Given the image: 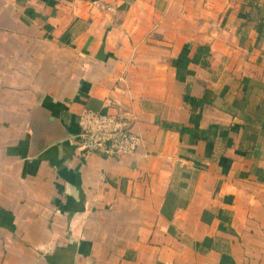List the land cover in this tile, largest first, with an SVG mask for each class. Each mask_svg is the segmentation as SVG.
<instances>
[{
    "label": "crops",
    "instance_id": "obj_1",
    "mask_svg": "<svg viewBox=\"0 0 264 264\" xmlns=\"http://www.w3.org/2000/svg\"><path fill=\"white\" fill-rule=\"evenodd\" d=\"M0 264H264V0H0Z\"/></svg>",
    "mask_w": 264,
    "mask_h": 264
},
{
    "label": "built area",
    "instance_id": "obj_2",
    "mask_svg": "<svg viewBox=\"0 0 264 264\" xmlns=\"http://www.w3.org/2000/svg\"><path fill=\"white\" fill-rule=\"evenodd\" d=\"M77 144L81 152H96L110 157L137 152L141 136L133 128V119L125 112L86 108L79 115Z\"/></svg>",
    "mask_w": 264,
    "mask_h": 264
}]
</instances>
